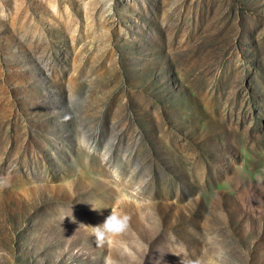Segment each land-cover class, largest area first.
Segmentation results:
<instances>
[{
	"label": "rangeland",
	"instance_id": "374dc122",
	"mask_svg": "<svg viewBox=\"0 0 264 264\" xmlns=\"http://www.w3.org/2000/svg\"><path fill=\"white\" fill-rule=\"evenodd\" d=\"M0 185V264H264V0H0Z\"/></svg>",
	"mask_w": 264,
	"mask_h": 264
},
{
	"label": "clouds",
	"instance_id": "9594fccd",
	"mask_svg": "<svg viewBox=\"0 0 264 264\" xmlns=\"http://www.w3.org/2000/svg\"><path fill=\"white\" fill-rule=\"evenodd\" d=\"M130 221L131 217L128 214L118 208H112L110 214L104 219L102 224L92 226V234L94 235L97 247H103L106 243L110 242L113 236L126 233L131 226ZM7 255L6 251L0 250V256L6 257ZM105 264H117V261L107 258ZM180 264H205V261L200 258L195 260L181 259Z\"/></svg>",
	"mask_w": 264,
	"mask_h": 264
}]
</instances>
